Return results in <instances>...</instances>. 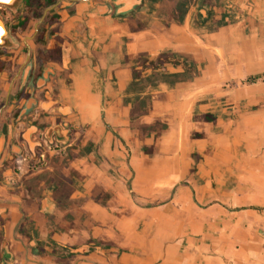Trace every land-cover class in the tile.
Masks as SVG:
<instances>
[{"label": "crops", "instance_id": "1", "mask_svg": "<svg viewBox=\"0 0 264 264\" xmlns=\"http://www.w3.org/2000/svg\"><path fill=\"white\" fill-rule=\"evenodd\" d=\"M60 7L71 135L4 172L0 264H264V0Z\"/></svg>", "mask_w": 264, "mask_h": 264}, {"label": "flooded vegetation", "instance_id": "2", "mask_svg": "<svg viewBox=\"0 0 264 264\" xmlns=\"http://www.w3.org/2000/svg\"><path fill=\"white\" fill-rule=\"evenodd\" d=\"M62 1L66 0H0V26L9 43H0V187L5 185L6 170L14 176V184L22 173L45 167L58 152L63 143L48 132L50 127L58 124L71 135L70 124L64 125L57 109L59 103L52 104L55 95L50 84L55 74L50 65L60 58L61 50L48 48L43 39L58 29V24H51ZM8 125L14 130L11 136ZM19 156L26 157L22 165L16 162Z\"/></svg>", "mask_w": 264, "mask_h": 264}, {"label": "water", "instance_id": "3", "mask_svg": "<svg viewBox=\"0 0 264 264\" xmlns=\"http://www.w3.org/2000/svg\"><path fill=\"white\" fill-rule=\"evenodd\" d=\"M2 33H5V30L1 25L0 26V43H2L1 41H3L2 44L9 45L7 38H5V36ZM48 132H54V134L56 135V140L60 143H65L68 140V136H67L68 129H62L61 126L58 124L50 127ZM58 135L62 137L58 138L57 137Z\"/></svg>", "mask_w": 264, "mask_h": 264}, {"label": "built area", "instance_id": "4", "mask_svg": "<svg viewBox=\"0 0 264 264\" xmlns=\"http://www.w3.org/2000/svg\"><path fill=\"white\" fill-rule=\"evenodd\" d=\"M25 159H26L25 156H19L18 159L16 160V162H17V164L22 165Z\"/></svg>", "mask_w": 264, "mask_h": 264}, {"label": "trees", "instance_id": "5", "mask_svg": "<svg viewBox=\"0 0 264 264\" xmlns=\"http://www.w3.org/2000/svg\"><path fill=\"white\" fill-rule=\"evenodd\" d=\"M204 2H207V0H203Z\"/></svg>", "mask_w": 264, "mask_h": 264}, {"label": "rangeland", "instance_id": "6", "mask_svg": "<svg viewBox=\"0 0 264 264\" xmlns=\"http://www.w3.org/2000/svg\"><path fill=\"white\" fill-rule=\"evenodd\" d=\"M67 141H69V140H67Z\"/></svg>", "mask_w": 264, "mask_h": 264}]
</instances>
